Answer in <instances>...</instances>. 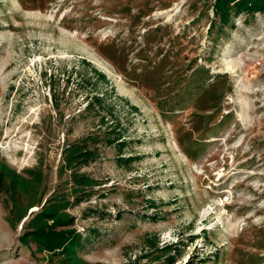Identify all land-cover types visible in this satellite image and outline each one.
Returning a JSON list of instances; mask_svg holds the SVG:
<instances>
[{
    "label": "rangeland",
    "instance_id": "1",
    "mask_svg": "<svg viewBox=\"0 0 264 264\" xmlns=\"http://www.w3.org/2000/svg\"><path fill=\"white\" fill-rule=\"evenodd\" d=\"M215 1L0 0V264H264V13Z\"/></svg>",
    "mask_w": 264,
    "mask_h": 264
},
{
    "label": "trees",
    "instance_id": "2",
    "mask_svg": "<svg viewBox=\"0 0 264 264\" xmlns=\"http://www.w3.org/2000/svg\"><path fill=\"white\" fill-rule=\"evenodd\" d=\"M214 9L215 18L220 20L221 26H227L234 22L233 12L236 13V17L241 14H246L249 17L250 15L254 16L257 12L264 13V0H216ZM72 223L73 219L59 218L55 220V227L63 226L65 229L61 231L38 229L33 234L44 242L47 249L53 252L69 250L72 247L75 248L79 243L76 230L70 228Z\"/></svg>",
    "mask_w": 264,
    "mask_h": 264
},
{
    "label": "bare ground",
    "instance_id": "3",
    "mask_svg": "<svg viewBox=\"0 0 264 264\" xmlns=\"http://www.w3.org/2000/svg\"><path fill=\"white\" fill-rule=\"evenodd\" d=\"M37 208H38V207H37V206H35V207H33V208H32V210H35V209H37Z\"/></svg>",
    "mask_w": 264,
    "mask_h": 264
}]
</instances>
